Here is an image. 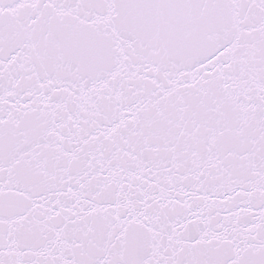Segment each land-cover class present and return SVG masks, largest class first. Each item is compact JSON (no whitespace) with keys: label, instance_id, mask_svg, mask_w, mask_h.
<instances>
[{"label":"snow or ice","instance_id":"obj_1","mask_svg":"<svg viewBox=\"0 0 264 264\" xmlns=\"http://www.w3.org/2000/svg\"><path fill=\"white\" fill-rule=\"evenodd\" d=\"M0 264H264V0H0Z\"/></svg>","mask_w":264,"mask_h":264}]
</instances>
